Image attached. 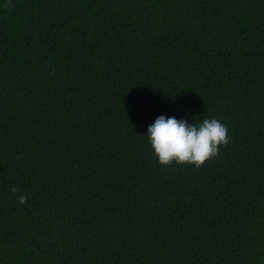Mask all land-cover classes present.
Segmentation results:
<instances>
[{"label": "trees", "instance_id": "obj_1", "mask_svg": "<svg viewBox=\"0 0 264 264\" xmlns=\"http://www.w3.org/2000/svg\"><path fill=\"white\" fill-rule=\"evenodd\" d=\"M0 264H264V0H0Z\"/></svg>", "mask_w": 264, "mask_h": 264}, {"label": "clouds", "instance_id": "obj_2", "mask_svg": "<svg viewBox=\"0 0 264 264\" xmlns=\"http://www.w3.org/2000/svg\"><path fill=\"white\" fill-rule=\"evenodd\" d=\"M229 133L227 125L217 118H204L202 122L189 123L186 119L161 114L147 126L145 136L159 163L201 166L207 159L219 154L220 147L228 143ZM7 154L9 158L15 156V152ZM9 160L8 169L11 166V159ZM17 191L18 189L12 188L13 193ZM18 199L24 204L27 197L20 195ZM107 252L103 253V259L107 258ZM110 258L114 259L113 255Z\"/></svg>", "mask_w": 264, "mask_h": 264}, {"label": "rangeland", "instance_id": "obj_3", "mask_svg": "<svg viewBox=\"0 0 264 264\" xmlns=\"http://www.w3.org/2000/svg\"><path fill=\"white\" fill-rule=\"evenodd\" d=\"M10 163V160L7 159L3 164L5 165V167L7 168L8 164Z\"/></svg>", "mask_w": 264, "mask_h": 264}]
</instances>
